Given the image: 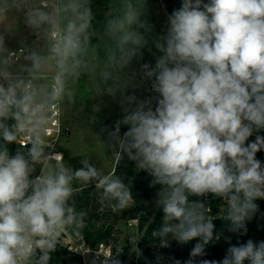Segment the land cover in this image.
<instances>
[{"label":"clouds","instance_id":"obj_1","mask_svg":"<svg viewBox=\"0 0 264 264\" xmlns=\"http://www.w3.org/2000/svg\"><path fill=\"white\" fill-rule=\"evenodd\" d=\"M154 32L148 0H106L102 19L94 0H0V264H52L65 233L82 234L84 190H96L100 212L135 203L124 174L87 156L70 164L48 135L81 81L119 104L101 132L118 163L151 177L159 246L195 241L184 264H264V240L232 244L214 223L245 236L264 201V0H180ZM221 239L222 259H204Z\"/></svg>","mask_w":264,"mask_h":264},{"label":"trees","instance_id":"obj_2","mask_svg":"<svg viewBox=\"0 0 264 264\" xmlns=\"http://www.w3.org/2000/svg\"><path fill=\"white\" fill-rule=\"evenodd\" d=\"M180 3L174 7H170L169 14L173 9L178 8ZM114 123L107 118H100L94 123L96 134L100 137L101 141L106 146L107 156H112L114 166L112 173L123 175L127 181L132 184V191L135 198V203L128 209L122 211L119 214H114L107 207L104 208L103 212L98 211L100 205L97 202L96 190L89 188L81 192L76 200L77 206L81 210H85L88 213L86 218V224L82 230L81 238L87 240L91 246L98 243H115L114 240V225L117 220L128 219L137 222V233L140 235L137 247L142 252L141 256H137L135 252L132 253V257L136 259V264H174L176 260H179L181 264L189 259V252L193 247L195 241L190 242L187 245H180L175 241H171V245L168 248H161L159 241L154 240L151 237V232L158 225L161 212H155L154 198L156 188L149 187L151 177L145 173H137L134 168V164L131 161L125 159L123 162L118 163L115 160V154L110 149L107 143L106 133H102L101 129L105 126L111 127ZM251 139H254L252 137ZM15 150L16 146H11ZM258 158L264 161V151L257 154ZM211 214L214 216H222L225 207L222 202L218 199H212L209 197ZM260 205V211L256 216L248 222V232L245 236H237L235 234L227 232L225 224L221 219H216L217 230H224L225 236H231V243L236 244L244 242L251 238L255 241L264 240V201H257ZM143 213V215H141ZM72 237H77L70 232H67ZM228 243H225L223 239L214 244H210L206 249V256L204 259L209 260H220L225 255V251L228 247ZM161 257L160 261H157V257ZM199 259V258H198ZM75 258H70L63 246L58 247L57 251L53 254L52 264H73Z\"/></svg>","mask_w":264,"mask_h":264},{"label":"rangeland","instance_id":"obj_3","mask_svg":"<svg viewBox=\"0 0 264 264\" xmlns=\"http://www.w3.org/2000/svg\"><path fill=\"white\" fill-rule=\"evenodd\" d=\"M105 3L106 0H94L98 19L103 17ZM179 3L180 0H148V19L155 26L154 34L163 32L169 8ZM22 30L16 37L8 40L10 47L17 48L19 46L18 41L23 39L26 34ZM31 39L29 37V42ZM142 62L154 63V55L145 50ZM139 63L141 62L134 63L132 67L138 68ZM148 87L149 85L146 84L143 89L137 91V94L141 97L147 95ZM120 117L121 110L117 101L108 96L93 97L88 83L81 81L76 88L74 104L61 110V134L55 147L64 154L65 160L74 166H79V158L87 156L102 171L112 173L113 158L111 155L107 156L106 146L96 134L94 123L100 118H107L114 123ZM124 130L122 129V131ZM155 212L158 210L155 209ZM128 218L130 217L117 220L114 225V240L117 247L123 251L124 257L132 256L140 238L136 230L137 222Z\"/></svg>","mask_w":264,"mask_h":264},{"label":"built area","instance_id":"obj_4","mask_svg":"<svg viewBox=\"0 0 264 264\" xmlns=\"http://www.w3.org/2000/svg\"><path fill=\"white\" fill-rule=\"evenodd\" d=\"M61 109H57V113L52 120L49 129V137L52 141H58L60 128ZM16 146V145H15ZM136 222V221H134ZM70 258H75L73 264H103L105 257L115 256L120 264H136V259L132 256H123V251L117 247L116 243H98L93 246L81 237H72L68 233L62 238V245Z\"/></svg>","mask_w":264,"mask_h":264},{"label":"crops","instance_id":"obj_5","mask_svg":"<svg viewBox=\"0 0 264 264\" xmlns=\"http://www.w3.org/2000/svg\"><path fill=\"white\" fill-rule=\"evenodd\" d=\"M23 31V30H22Z\"/></svg>","mask_w":264,"mask_h":264}]
</instances>
